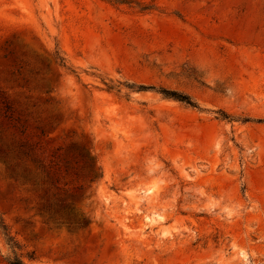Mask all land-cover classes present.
Listing matches in <instances>:
<instances>
[{"label":"rangeland","instance_id":"rangeland-1","mask_svg":"<svg viewBox=\"0 0 264 264\" xmlns=\"http://www.w3.org/2000/svg\"><path fill=\"white\" fill-rule=\"evenodd\" d=\"M16 257L264 264V0H0Z\"/></svg>","mask_w":264,"mask_h":264},{"label":"trees","instance_id":"trees-1","mask_svg":"<svg viewBox=\"0 0 264 264\" xmlns=\"http://www.w3.org/2000/svg\"><path fill=\"white\" fill-rule=\"evenodd\" d=\"M110 90L112 88H109ZM166 97H170L172 98V95H165ZM173 98H176L178 99L177 97H173ZM180 100L181 102H185L187 103L188 105L192 106V107H195V105L192 103V101H190L189 98L186 97V99H178ZM90 175H92L94 173V167L92 164H90ZM99 178H101V175L99 176ZM47 211L49 212L50 214V218L55 220L56 222H58L59 224L61 225H66L67 227L69 228H78V229H81V228H85L86 226H88V223H89V219L88 218H82L81 221H78L77 220V217L75 215H67L65 217H61L59 214V209H53V208H49L47 209ZM3 229V232H4V235L6 236L7 238V241L12 244L13 243V238L9 236V233L7 231V228L5 226L2 227ZM14 247V245H13ZM10 264H24L23 261L19 258H15L13 259L12 261H10Z\"/></svg>","mask_w":264,"mask_h":264}]
</instances>
